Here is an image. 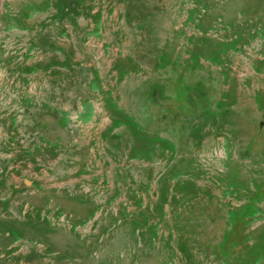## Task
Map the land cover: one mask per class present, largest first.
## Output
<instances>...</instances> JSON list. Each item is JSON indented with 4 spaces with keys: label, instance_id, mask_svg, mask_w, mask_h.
I'll list each match as a JSON object with an SVG mask.
<instances>
[{
    "label": "rangeland",
    "instance_id": "obj_1",
    "mask_svg": "<svg viewBox=\"0 0 264 264\" xmlns=\"http://www.w3.org/2000/svg\"><path fill=\"white\" fill-rule=\"evenodd\" d=\"M0 264H264V0H0Z\"/></svg>",
    "mask_w": 264,
    "mask_h": 264
}]
</instances>
